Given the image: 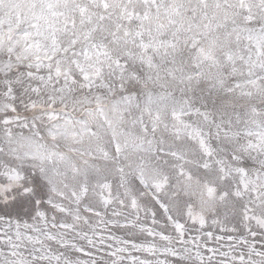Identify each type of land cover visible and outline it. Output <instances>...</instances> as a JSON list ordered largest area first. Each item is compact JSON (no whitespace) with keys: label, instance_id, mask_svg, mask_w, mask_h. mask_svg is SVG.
I'll list each match as a JSON object with an SVG mask.
<instances>
[{"label":"snow or ice","instance_id":"snow-or-ice-1","mask_svg":"<svg viewBox=\"0 0 264 264\" xmlns=\"http://www.w3.org/2000/svg\"><path fill=\"white\" fill-rule=\"evenodd\" d=\"M0 264H264V0H0Z\"/></svg>","mask_w":264,"mask_h":264}]
</instances>
